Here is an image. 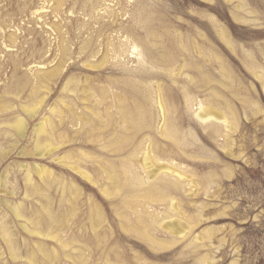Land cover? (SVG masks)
Listing matches in <instances>:
<instances>
[{"label": "rangeland", "instance_id": "1", "mask_svg": "<svg viewBox=\"0 0 264 264\" xmlns=\"http://www.w3.org/2000/svg\"><path fill=\"white\" fill-rule=\"evenodd\" d=\"M150 17L153 20H149L150 23L156 27L148 23ZM140 18L145 22L140 23ZM119 26H129V30L136 27V34L140 32L138 36L146 43L144 46L137 39L140 42L136 41L138 49L132 51L134 48H131L130 55L125 59L122 57L130 67L129 74L124 64L115 66V59L105 52L110 42L116 45L120 41L130 42L121 37L117 31ZM145 27L148 30L156 28L164 36L156 42L159 46L156 43L157 46H153L148 40ZM144 48L152 49L155 56L165 52L173 54L175 59L171 58L169 62H173L158 69L147 64L151 69L141 77L130 75L131 72L141 73L137 67ZM124 78L125 81L133 78L132 81H136L133 84L139 83L138 88H149V104L145 109L152 114L157 112L152 107V97L158 86L165 100L175 109L174 118L180 126L176 128V139L150 134L153 142L158 144L160 155L165 149L169 155L165 158L170 159L162 162L154 156V166L163 167L166 165L162 163H166L170 165L167 167L179 168L191 177L194 185L191 183L190 186L186 181L181 188L162 187L165 184L156 181L162 191L171 193L163 202L149 201L145 196L153 181L141 188L130 175V180L125 176L123 162L127 152L134 149L139 139L146 138L148 132L140 133L133 144L130 142L132 147L123 141L118 146H126L118 152L111 151L112 147L104 148L105 141L117 145V136L123 132L117 128L113 130L111 126L105 129L107 126L103 127L90 110L97 104L95 98L83 99L88 86H109V79L122 84ZM74 89V93L69 91ZM187 94L191 98L189 102L186 101ZM40 100L44 102L34 117L22 112V106H35ZM202 103L212 110L215 108L216 114L227 116L233 130L218 124L216 129L213 122L212 125L200 122L196 113ZM2 106L7 110L0 111V184L4 179L6 183L4 188L0 185V217L5 216L6 225H11L14 230L9 227L12 238L18 241L15 250L19 258H12L8 244L0 235V264H29L26 245L33 246L42 239L60 254L48 264H264V0H0V109ZM55 107L62 110L63 116L52 113ZM94 110L101 115L107 113L103 106ZM72 112L90 117L94 130L90 123L73 122ZM17 115L28 124L26 135L21 138H14L13 130L6 125L18 118ZM46 116L56 125L51 139L64 141L70 138L58 152L51 154L52 157L41 159L34 155L33 140L36 126ZM95 125L101 128L100 132ZM109 128L112 129L109 131ZM103 129L106 131L101 133ZM93 135L100 140L97 144L90 142ZM81 150L88 153L87 162L81 160ZM68 153L71 158L65 156ZM61 156L68 162L74 160L99 184L90 183L53 160ZM78 158L81 164L76 161ZM99 163H105L107 167L111 163L121 177L124 174L121 183L128 186L124 187L123 193L105 195L103 188L108 186L107 189L115 191V186L106 179L105 173L100 178ZM34 164L46 165L55 176L61 177L59 182L54 181L53 189L49 183L52 178L40 179L36 173H33V181L37 186L29 187L25 183V171L21 166L31 168ZM62 181H69L66 193L62 195L65 198L61 196L62 189L57 187H61ZM72 182L81 190L80 195L72 192L75 191V187H69ZM26 192L30 197H25ZM45 197H50L51 208L59 213H67L69 208L72 213L71 201H76L75 216H67L70 222L66 217L70 226L66 229L68 232L60 233L64 239L77 240L66 249L57 242L24 231L20 225L22 219H17L4 203H23L24 216L34 221L40 216L39 212L44 211L43 206L49 200ZM172 197L178 203L179 215L169 207ZM126 198L130 205L125 202L124 206ZM128 200L133 203L137 200L138 204ZM94 203L101 208L97 232L92 230L89 220L90 206ZM141 205L146 210L136 207ZM176 218L181 219L187 230L190 228V234L182 240L159 226ZM43 229L47 231L45 227Z\"/></svg>", "mask_w": 264, "mask_h": 264}, {"label": "bare ground", "instance_id": "2", "mask_svg": "<svg viewBox=\"0 0 264 264\" xmlns=\"http://www.w3.org/2000/svg\"><path fill=\"white\" fill-rule=\"evenodd\" d=\"M59 3H61V2H59ZM141 11V10H140ZM143 12V11H142ZM144 14H145V12H144ZM141 14H139V16H140ZM144 16V15H143ZM143 16H141V17H143ZM146 16V15H145ZM144 16V17H145ZM148 16V15H147ZM143 17V18H144ZM149 17V16H148ZM139 18V17H138ZM140 19H142V18H140ZM149 20H152V17H150V19H148L147 21H148V23H150V21ZM137 21V20H136ZM140 21V20H139ZM153 21V20H152ZM144 23L145 21H143V19H142V21L140 22V23ZM140 23H138V24H140ZM148 23H146V24H148ZM150 24H152V23H150ZM143 25V24H142ZM126 26V25H125ZM135 26V25H134ZM138 26V25H137ZM141 26V25H140ZM154 25L152 24V27H153ZM147 27V26H146ZM145 27V29H147V28H149V27H147L146 28ZM154 27H156V26H154ZM128 28H129V26H128ZM127 27H121V26H119L118 27V30L117 31H119V33H121L120 35H121V37H123V38H126V40H129L130 42L128 43V42H124V41H120V43L118 44V45H116L114 42H110L109 43V47L107 46V51H105L107 54H109L110 56H111V58L112 59H115V63H114V65L116 66V65H119V64H124L125 65V67H126V69L125 70H127V72L126 73H128L129 74V72H130V67H128V66H126V60H122V57H123V59H125V57H128L130 54H129V51H130V49L131 48H134L132 51H134V50H136V49H138V47H137V43H136V41H140L141 42V44L143 43V45L145 46V42H144V40H141V38L138 36V34L140 33L139 31V33L138 34H136V27H135V29L133 28L132 30L130 29H128ZM142 28H143V26H142ZM158 28V27H157ZM141 29V28H140ZM151 30H146L147 32L145 33V34H148L147 36H148V40L150 39V41L153 43V46H157L158 45V40L159 39H163V37L164 36H162V34L160 33V31H158V29H156V28H150ZM156 29V30H155ZM143 30V29H142ZM143 34V33H142ZM223 34V36L226 38V36L224 35V32L222 33ZM136 36H138V38L136 37ZM165 36H167V35H165ZM144 37V36H143ZM167 38V37H166ZM138 39V40H137ZM146 39V38H145ZM165 40V39H164ZM138 41V42H139ZM150 41H149V44H150ZM163 41V40H162ZM139 42V43H140ZM146 42H148V41H146ZM156 42H158V43H156ZM151 43V44H152ZM157 45H156V44ZM159 46V45H158ZM162 46H164V45H162ZM168 46V45H167ZM149 47V46H148ZM63 50L65 51V49L63 48ZM160 50V49H159ZM162 50H163V48H162ZM66 51H67V49H66ZM142 52V51H141ZM166 53V52H165ZM165 53H162L160 56H155V52H153L152 51V49H146V48H144V52L142 53V57L141 56H139V57H141V60L139 61V66L137 67L138 68V70L139 71H141V73L140 74H137V73H135V72H131L130 73V75H132V74H134V75H136V76H140V75H146V73L148 72V70H150L151 68H160V67H162L164 64H166L167 65V63L169 64L170 62H169V60L171 59V58H174V56L172 57V55L171 54H169V53H167V54H165ZM66 54V53H65ZM139 54V53H138ZM110 58V59H111ZM105 59H106V57H105ZM175 59V58H174ZM173 59V60H174ZM108 62V61H107ZM106 62V63H107ZM173 62V61H172ZM175 62V61H174ZM103 64H104V62H103ZM147 64H150L151 65V68H149V67H147ZM95 67H100L99 65H95ZM164 67V66H163ZM58 68V67H57ZM54 70H55V68H54ZM53 71V70H52ZM114 73H116V71L115 70H112ZM59 72V71H58ZM50 73H51V71H50ZM54 74V73H53ZM46 75V74H45ZM48 75H50V74H48ZM41 76V75H40ZM43 76H44V74H43ZM42 77V76H41ZM41 77H39V79L41 78ZM45 77V76H44ZM47 77V76H46ZM51 77V76H50ZM141 77V76H140ZM139 77V78H140ZM144 77V76H143ZM142 77V78H143ZM189 77H190V75H189ZM43 78V77H42ZM145 78V77H144ZM46 79V78H45ZM45 79H44V81H45ZM110 80V85L109 86H103V87H89L88 86V88L89 89H86V90H84L85 91V94H84V92H83V94H84V98L83 99H85V100H90V99H92V98H95V101H97V104L95 105V107L92 109V108H90V110H91V112H93L96 116H97V118H99L100 119V121H101V124H103V127H105V126H107V127H105V129H108V126H111L112 128L114 127V129L113 130H115V128H117V129H119V130H121L120 132H123V133H119V135L120 136H117V138H118V140H117V138H116V140H117V142H118V144L117 145H113V143H108V142H106L105 141V143H106V146L104 147V148H106V147H112L111 148V151H114V152H118V151H120V150H122L123 148H125V146L127 145V146H129L130 147V145H131V147H132V142H135L136 141V139H137V137H138V135H141L140 133H142V132H145V131H147L148 133H146V134H148V136H146V138L144 137L145 135V133H143L142 134V136L145 138H142L141 140L139 139V141H138V144H135L134 145V149L130 152V151H128L127 152V158H125V160H124V170H125V176H127V178H128V180H130V178L128 177V175H130V177L133 179V180H136V185H139V186H141V188L142 187H144L146 184H150V183H152V181H153V185H151L150 187L148 186V185H146V187L148 186V191H147V194L145 195V196H147V197H149V201H150V199L153 201V200H160L161 202H163L164 200H166V199H168L167 198V195L169 194H167L166 192H165V189H164V191H162L163 189L160 187V184L158 185L157 183H156V181H162L163 182V184H165V185H163L162 187H165V186H168V185H170V186H173L174 188H179L181 185H182V183H184V182H188L189 181V184H190V186L194 183V181L191 179V177H189L188 175H186L182 170H180L179 168H174V167H167V166H170V165H168V164H164V163H162L163 165H166V166H154V162H155V160H154V156H157V158L159 159V160H163L162 162H164L165 160H168V161H170V159H167V158H165V157H168L167 156V153H165V149L163 150V152H162V155H164V154H166L165 156H162V155H160V151H159V149H158V147H157V145L153 142V139H152V136H155L153 133H155V134H158L159 136H162V137H164V138H172V139H176V132H178L177 130H176V128H178V127H180V126H178V124H176V122L177 121H175V118H174V111H175V109L173 110V108L171 107V104H169L166 100H165V98H164V94H163V92H162V89H161V87L160 86H158V88L156 89V91H155V93H153V94H156L155 95V97L153 96L152 98V100H153V104H152V107H155V109L157 110V112L154 114H152L151 112H150V110H147V109H145V108H147V106H146V104L148 103V98H150V96L148 97V93H147V91H148V89H141V88H138L137 87V85H139V83H137V84H133V82L135 81H132L133 80V78H132V80L131 81H129L130 79H127L126 81H125V78H124V82L122 83V84H118V83H116V81H114L113 79H109ZM43 81V80H42ZM123 81V80H122ZM130 82H132V84L130 83ZM136 82V81H135ZM145 84V83H144ZM87 87V86H86ZM140 87H141V85H140ZM68 90V88L67 87H65V90ZM87 90H88V92H87ZM146 90V91H145ZM69 91H71V93L74 91V92H76L75 91V89L74 90H69ZM73 92V93H74ZM82 93V92H81ZM191 93V92H190ZM150 94H152V91H150ZM82 96V95H81ZM166 96V95H165ZM79 98V97H78ZM187 99H186V101L188 100V102H189V100L191 99L190 97H189V95L187 94V97H186ZM219 98V97H218ZM43 102H44V100H40L39 101V103H37V104H35V106H22L21 107V109H22V112H24V113H26L29 117H34L37 113H38V111L40 110V108H41V106H42V104H43ZM92 102V101H91ZM150 102V101H149ZM91 104V103H90ZM89 104V105H90ZM149 104V103H148ZM64 106H66V105H64ZM68 106V105H67ZM67 106H66V108H67ZM100 106H103L104 107V109L107 111V113H106V115H101L100 113H99V111L98 112H96V110H94L95 108H97V107H100ZM174 106V105H173ZM3 107V106H2ZM1 107V108H2ZM69 107V106H68ZM4 108H5V110H7V107H3V109H0V111L2 110H4ZM70 109V108H69ZM215 109V108H214ZM213 109V110H214ZM217 109V108H216ZM71 110V109H70ZM212 110V108H210V106H205L203 103L201 104V107H200V110L196 113V116H197V118L200 120V122H202L203 124H207V123H211V122H213V126H215V128H216V124H218V125H222L223 127L225 126L227 129H232L233 130V128L231 127L230 128V126L229 125H231L230 123H231V121L229 120V118H227V116H224V114H219V113H217L216 114V112H214ZM52 113L54 112V114L56 113L57 115H59L60 117H61V114H62V110H59L58 108H53L52 110ZM67 111V110H66ZM78 111V110H77ZM70 112V111H69ZM105 112V111H104ZM111 114H110V113ZM233 112V111H232ZM221 113V112H220ZM78 114V113H77ZM76 113H74V112H72V115L70 114V116H72L73 117V122H77V124L79 123L80 124V122H81V124H82V121H83V123L86 125V124H88V123H90L89 122V118L90 117H88L87 118V116H86V118H84L83 116L84 115H77ZM219 114V115H218ZM67 115V114H66ZM93 115V114H92ZM94 115V116H95ZM18 116V115H17ZM58 116V117H59ZM62 116H63V114H62ZM101 116H103V117H101ZM105 116V117H104ZM232 116H233V114H232ZM66 117V116H65ZM63 119H64V117H62ZM234 118H236V116L235 117H232V120H234ZM95 119V118H94ZM177 119V118H176ZM60 120H62V119H60ZM237 120V119H236ZM59 121V120H58ZM91 121V120H90ZM61 123V122H60ZM178 123V122H177ZM233 123V122H232ZM6 124V123H5ZM90 124H92V122L90 123ZM8 127L7 128H11V129H9V130H11L16 136H14V138H16V137H18V138H21V137H24L26 134V130H27V126H28V124H27V122L24 120V118H22V117H19L18 116V118H16L12 123H8V124H6ZM60 125V124H59ZM62 125V124H61ZM97 125V124H96ZM96 125H95V127H96ZM181 125V124H180ZM211 125H212V123H211ZM88 126V125H87ZM233 126V125H232ZM90 127L94 130V125L92 124V125H90ZM97 127H98V125H97ZM96 127V128H97ZM102 127V126H101ZM102 127V128H103ZM219 127V126H218ZM217 127V128H218ZM55 128H56V125L54 124V122H52V119L50 118V117H47L46 116V118L45 119H43L37 126H36V128H35V132H34V135H35V137H34V150H35V154L34 155H37V156H39V157H41V159L42 158H44V157H49L52 153H53V155H54V152L55 151H57L62 145H64V144H66L69 140V138L67 139H65V137H64V141H62V139L60 140V139H58V140H55V139H53V140H55L56 142L57 141H61V142H59V143H57V144H54V142H52L51 140V136H52V134H54V130H55ZM86 128V127H85ZM90 128V129H91ZM96 128H95V130H96ZM112 128H109V131L112 129ZM214 128V129H215ZM216 128V129H217ZM76 129V128H75ZM89 129V130H90ZM101 129V128H100ZM100 129H98L97 128V130L99 131ZM116 129V130H117ZM213 129V130H214ZM215 129V130H216ZM180 130V129H179ZM212 130V131H213ZM80 131V130H79ZM83 131H85V130H83ZM103 131V132H102ZM106 130H101V133H104ZM109 131H107V133L109 132ZM10 132V131H9ZM68 132V131H67ZM78 132V131H77ZM81 132V131H80ZM100 132V131H99ZM118 132V131H117ZM3 133H5V132H3ZM86 133V132H85ZM90 133V132H89ZM95 133V132H94ZM110 133V132H109ZM112 133V132H111ZM114 133H116V131L114 132ZM114 133H112V134H114ZM217 133V132H216ZM1 134H2V132H1ZM7 134H9L8 132H7ZM80 134H82V133H80ZM92 134H93V132H92ZM112 134H109V135H111L112 136ZM150 134H153L152 136L150 135ZM179 134V133H178ZM11 135V134H10ZM9 135V136H10ZM65 135V134H64ZM83 135V134H82ZM8 136V135H7ZM55 136H56V134H55ZM67 136V135H66ZM69 136V135H68ZM84 136V135H83ZM82 136V137H83ZM86 136H88V135H86ZM114 136H116L115 134H114ZM215 136V135H214ZM217 136H218V134H217ZM12 137V136H11ZM10 137V138H11ZM79 137V136H78ZM98 137H100L99 135H98ZM104 137V136H103ZM140 137V136H139ZM138 137V138H139ZM156 137V136H155ZM7 138V137H6ZM13 138V137H12ZM11 138V139H12ZM59 138V137H58ZM63 138V137H62ZM72 138V137H71ZM89 138H90V136H89ZM102 137H100V139H101ZM112 138H113V136H112ZM9 139V138H8ZM10 139V140H11ZM82 139H84V138H82ZM13 140V139H12ZM16 140V139H15ZM102 140V139H101ZM104 140V139H103ZM9 141V140H8ZM74 141V140H73ZM96 141H100L99 140V138L97 139L96 137H94V135H93V137L92 138H90V142H96ZM123 141H126L125 143H126V145H123V147H119L120 145V143L119 142H121V143H123ZM179 141V140H178ZM55 142V143H56ZM75 142H77L76 140H75ZM113 142H115V141H113ZM132 144H131V143ZM169 142H171V141H169ZM173 142V141H172ZM171 142V143H172ZM91 143V144H92ZM98 142H96V144H97ZM100 143V142H99ZM104 143V144H105ZM108 143V144H107ZM116 143V142H115ZM158 143V142H157ZM178 143V142H177ZM16 143H14V145H15ZM174 144V143H173ZM84 145V144H83ZM119 145V146H118ZM167 145V144H166ZM169 145H171V144H169ZM16 146V145H15ZM15 146H14V148H15ZM165 146V145H164ZM176 145L174 144L173 145V147H175ZM179 146V145H178ZM128 147V148H129ZM161 147V146H160ZM162 147H163V145H162ZM168 147V146H167ZM171 147V146H170ZM73 148V147H72ZM127 147H126V149H128ZM175 148H177V147H175ZM179 148V147H178ZM163 148H161V150H162ZM169 149V148H168ZM60 150V149H59ZM75 150H77V149H75ZM106 150V149H105ZM129 150V149H128ZM170 150H171V148H170ZM169 150V152H173V149L170 151ZM178 150V149H177ZM11 151V150H10ZM107 151H109L108 149H107ZM106 151V152H107ZM168 151V150H167ZM176 151V150H175ZM5 152V151H4ZM58 152V151H57ZM81 153L79 154V156H80V158H81V160H83V161H88V153L87 152H84V151H80ZM124 153L126 152V150H124L123 151ZM179 152V151H178ZM10 153V152H9ZM9 153H5V155H7V154H9ZM25 153H27V152H25ZM76 153V152H75ZM87 153V154H86ZM104 153V152H103ZM112 153V152H111ZM122 153V152H121ZM30 154V153H29ZM92 154H94V152L92 153ZM118 155L120 154V153H117ZM27 155H28V153H27ZM30 155H32V153L30 154ZM67 155H70V158H71V154L70 153H68V154H66L65 156H67ZM73 155V154H72ZM76 155V154H75ZM122 155V154H121ZM125 155V154H124ZM172 155V154H171ZM170 155V156H171ZM65 156H61V157H56L55 159L53 158V160L54 161H56V163L57 164H59V165H61L62 167H64V168H68V169H71V170H73L74 172H76V174H78L81 178H84L85 180H87V181H89L90 183H92V184H94V185H98L99 184V182L97 181V180H94L93 179V177L87 172V171H85L83 168H81V166H79V165H77V163H74L73 161L72 162H68L66 159H65ZM91 156V155H90ZM126 156V155H125ZM4 157V156H3ZM51 157H52V155H51ZM73 157H74V155H73ZM76 157V156H75ZM74 157V158H75ZM119 157V156H118ZM134 157H135V159H134ZM172 157H174V156H172ZM69 158V157H68ZM91 158V157H90ZM169 158V157H168ZM92 159V158H91ZM94 159V158H93ZM97 161L96 162H98V159L97 158H95ZM94 159V160H95ZM122 159V158H121ZM78 160H80L79 158L76 160V161H78ZM80 160V161H81ZM104 160V159H103ZM69 161H70V159H69ZM82 162V161H81ZM108 162H110V161H108ZM80 162L78 161V164H79ZM130 163H131V165H130ZM81 164V163H80ZM85 164V163H84ZM114 164V163H113ZM172 164V163H171ZM29 166V165H28ZM27 165H23V166H21V169H23L24 171H25V183H27V185L29 184V187H30V185H34L35 183H34V181H33V173H36V175H38V177L40 178V179H44V178H47V177H49L48 178V180L50 179V178H52L51 179V181L49 182L50 183V187L53 189V187H52V185H53V183H54V181H57V182H59L60 180H61V177H57V176H55V173H54V171L51 169V168H49V167H47L46 165H41V164H34L31 168L30 167H28ZM108 166L109 167H107V164L105 165V163H99V172L102 174V173H105L106 175V179L109 181V182H112L113 183V185L115 186V191L113 192L112 190H109V189H107V187H105V189L103 188V192L105 193V195H107V196H110V195H112L113 193L114 194H119L120 195V193L123 191V189H124V187L127 185L128 186V184H123V183H121V178L123 177V175H122V177L117 173V171L115 170V166H113V165H111V163H109L108 164ZM121 166H123V164L121 165ZM132 167V169L130 170V168ZM133 166H135V168L137 167V169H133ZM122 169V167L120 168V170ZM63 171V170H62ZM122 172V171H121ZM100 173H99V175H100ZM123 173V172H122ZM74 174V173H73ZM101 176V175H100ZM6 177V176H5ZM63 178V177H62ZM100 178H103V174H102V177H100ZM63 179H65V178H63ZM7 180V179H6ZM47 179H45V180H41L42 182H44V181H46ZM127 180V179H126ZM5 183H6V181H5V179L3 180V181H1V184L0 185H2L3 186V188H4V186H5ZM192 183V184H191ZM37 184V183H36ZM35 184V185H36ZM43 184V183H42ZM47 184V183H46ZM56 184V183H55ZM66 184H69V181H68V183H66V181H62L61 183H60V185H61V187L58 185L57 187H59L60 188V190L62 189V194H61V192H58L57 190H56V192H58V193H60L61 194V196L63 195L64 196V194L66 193V190H65V187H66ZM162 184V183H161ZM197 184V183H196ZM39 185V184H38ZM194 185V184H193ZM26 186V185H25ZM37 186V185H36ZM42 186V185H41ZM53 186H55V185H53ZM132 186H135V185H132ZM169 186V187H170ZM1 187V186H0ZM28 187V188H29ZM69 187L70 188H74L75 187V191H72V192H75V194L77 193V195L79 194L80 195V193H78V192H80L81 190H79V188L77 187V184L75 185L73 182L72 183H70V185H69ZM68 187V188H69ZM77 187V188H76ZM168 187V188H169ZM38 188H40V186L38 187ZM42 188V187H41ZM55 188V187H54ZM58 188V189H59ZM112 188V187H111ZM126 188V187H125ZM167 188V187H166ZM170 188H172V187H170ZM181 188V187H180ZM33 189V188H32ZM48 189V188H47ZM144 189V188H143ZM143 189H142V191H143ZM31 190V189H30ZM59 190V191H60ZM70 190V189H69ZM68 190V191H69ZM74 190V189H73ZM128 190V189H127ZM175 190V189H174ZM34 191H35V189H34ZM37 191H38V189H37ZM39 191H40V189H39ZM38 191V192H39ZM50 191V190H49ZM67 191V193H68V195H69V193H70V191L68 192ZM135 191V190H134ZM140 191H141V189H140ZM139 191V192H140ZM145 191V193H146V190H144ZM36 192V191H35ZM37 192V194H39ZM43 192V191H42ZM47 192V191H46ZM55 192V193H56ZM132 192V191H131ZM171 192V191H170ZM173 192V191H172ZM6 193V192H5ZM123 193V192H122ZM35 194V193H34ZM132 194V193H131ZM130 194V195H131ZM141 194V193H140ZM143 194H144V192H143ZM171 194V193H170ZM169 194V195H170ZM50 195V194H49ZM129 195V194H128ZM129 195V196H130ZM132 195H136V196H138L137 194H132ZM130 196V198L131 197H133V196ZM38 196H40V195H38ZM51 196H53V195H51ZM61 196L59 197V198H61ZM62 196V198H65V197H63ZM76 196V195H75ZM141 196H143L142 194H141ZM9 197V196H8ZM25 197L27 198V197H30V194L28 193V192H26V194H25ZM79 196H77V198H78ZM126 197V196H125ZM147 197H146V199H147ZM46 198V197H45ZM45 198H43V199H45ZM50 198V197H49ZM49 198H46V199H49ZM129 198V197H128ZM134 198V197H133ZM171 198V197H170ZM45 199V200H46ZM53 199V198H52ZM72 199H73V197H72ZM71 199V200H72ZM123 199V198H122ZM125 199V198H124ZM143 199V198H142ZM145 199V198H144ZM44 200V201H45ZM54 200H55V197H54ZM59 200L60 199H58V202H59ZM139 200V199H138ZM174 200V197H172V201H170V203H169V207H170V209L171 210H174L178 215L180 214V211L178 210V203H176V202H174L173 201ZM4 201V200H3ZM61 201H62V199H61ZM68 201H69V199H68ZM128 201H131V204L133 203L132 201L133 200H128ZM135 201V200H134ZM66 202V201H65ZM72 213L69 211V210H71L69 207V210L68 211H66V210H64V211H66L67 213H59V212H56L55 210H53L52 208H51V205L50 204H52L51 203V201H50V199L47 201V204H45L44 206H43V209L42 210H44V211H42V212H39L40 213V216H38V219H34V221H31V220H29V218L28 219H26V217L24 216V207H23V203H17V204H14V205H10L9 204V202L8 201H4V203H6V205H7V208H9V210L13 213V215L17 218V219H22V221H23V223H21L20 225H21V227L24 229V231H26V232H28L30 235H34V236H36V237H40L41 239L42 238H44V240L45 239H49L50 241L52 240L53 242H57L59 245H60V247L61 248H63V249H66V248H68L69 246H71V244L73 245L74 244V241H77L76 240V238H71V240L70 239H64L63 237H62V235H60V233H62L63 231H67L66 229H67V227L69 226V223H68V221L67 220H69L70 219V217L68 218L67 216L69 215H71V218H72V216H75V212L73 211L74 209H76V207H75V204H76V201H75V199H73L72 201ZM125 202H127V198H126V200H124V204H125ZM155 202V201H154ZM134 203H137V200H136V202H134ZM133 203V204H134ZM142 203V202H141ZM58 204V203H57ZM123 204V205H124ZM127 204L128 205H130V203H128L127 202ZM138 204V203H137ZM162 204V203H161ZM77 205V204H76ZM143 205V204H142ZM142 205H141V207L140 206H136V207H139V208H144V207H142ZM147 205V204H146ZM32 206V205H31ZM54 206V205H53ZM124 206H126V204L124 205ZM132 206V205H131ZM150 206V205H149ZM154 206V205H153ZM160 206V205H159ZM57 207H59V205L57 206ZM62 207V206H61ZM130 207V206H129ZM136 207H134V208H136ZM36 208H38V207H36ZM64 208H65V206H64ZM90 212H91V215H90V213H89V216H90V225L92 226L91 228H92V230L94 231V232H97V230H98V228H97V226H99L98 224L100 223V221H99V219H100V215H99V210L101 209V208H99L98 207V204H96V203H94L93 205H92V207L90 206ZM127 208V207H126ZM147 208H148V206H147ZM67 209V208H66ZM133 209V208H132ZM145 210H146V208H144ZM58 210V209H57ZM135 210H137V208L135 209ZM135 210H133V211H135ZM143 210V209H142ZM141 210V211H142ZM69 212V213H68ZM146 212V211H145ZM148 212V211H147ZM142 213V212H141ZM165 213V212H164ZM4 214V213H3ZM37 214V213H36ZM67 214V215H66ZM74 214V215H73ZM97 215V216H96ZM150 216H152L151 214H149ZM166 215V214H165ZM177 215V216H178ZM10 216V215H9ZM124 216V215H123ZM122 216V217H123ZM6 217H7V214H6ZM11 217V216H10ZM66 217H67V220H66ZM164 217V216H163ZM128 218V217H127ZM159 218V217H158ZM165 218V217H164ZM167 218V217H166ZM170 218H171V216H170ZM15 219V218H14ZM139 219V218H138ZM5 216L4 217H0V235L3 237V239L5 240V242L8 244V246H9V249H10V253H11V256H12V258L13 259H17V258H19L18 257V254H17V252H16V250H15V248L16 247H18V241L16 242V238H15V240H14V238H12V234H13V232H11V230H9V227L11 226V225H9V227H8V225H6V223H5ZM71 220V219H70ZM70 220H69V222H70ZM165 220V219H164ZM138 221V220H137ZM25 222V223H24ZM157 222V221H156ZM161 222V221H160ZM8 223V222H7ZM17 223V222H16ZM68 223V224H67ZM139 223V222H138ZM34 224V228L33 227H31L30 225H33ZM158 224V223H157ZM142 225V224H141ZM146 225V224H145ZM159 226H161L162 228H164V230L165 231H167L168 233H170V234H173V235H177L179 238L178 239H180V240H182L183 238H186V236L188 235V234H190V231H189V229L187 230V228H186V225L185 224H183L182 223V221H181V219H172V220H168V221H165L162 225H159ZM43 227H45V229H47V231L46 230H44L43 229ZM70 227V226H69ZM97 228V229H96ZM139 228V227H138ZM10 229H12V227H10ZM146 229V228H145ZM13 230V229H12ZM69 230V229H68ZM137 230H139V229H137ZM14 231V230H13ZM17 231V230H16ZM64 232V233H65ZM68 232V231H67ZM140 232H141V229H140ZM143 232H146V231H143ZM189 232V233H188ZM165 233V232H164ZM208 233V232H207ZM18 234V233H17ZM63 234V233H62ZM141 234H143V233H141ZM150 235V234H149ZM16 235H15V233H14V237H15ZM153 236V235H152ZM33 237V236H32ZM154 237V236H153ZM149 239V238H148ZM177 239V240H178ZM38 240V239H37ZM150 240V239H149ZM153 240V238L150 240V241H152ZM156 240V239H155ZM154 241V240H153ZM176 242H178V241H176ZM76 244V243H75ZM26 246H28V250L27 251H25L26 252V254H27V261L29 262V264H48L51 260L53 261V259L54 260H56L55 258H59V252L56 250V249H54V250H52V249H50L47 245H46V243H43V239H42V241H36L35 243H34V245L33 246H31V245H29V244H27ZM22 248V247H21ZM24 248H26L25 246H24ZM23 248V249H24ZM18 249V248H17ZM56 250V251H55ZM40 258V259H39ZM51 261V262H52ZM26 264H28L27 262H26Z\"/></svg>", "mask_w": 264, "mask_h": 264}]
</instances>
